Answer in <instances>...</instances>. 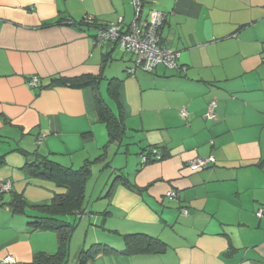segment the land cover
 Listing matches in <instances>:
<instances>
[{"label": "crops", "instance_id": "crops-1", "mask_svg": "<svg viewBox=\"0 0 264 264\" xmlns=\"http://www.w3.org/2000/svg\"><path fill=\"white\" fill-rule=\"evenodd\" d=\"M141 1L142 20L152 10L166 15L160 40L178 52L175 69L129 75V56L94 46L96 27L77 26L88 17L127 26L132 0H0V182L11 184L0 197V264L57 250L54 232L28 226L62 189L26 172L36 155L90 170L75 219L99 226L92 246L114 250H98L90 264H264V214L256 216L264 207V0ZM89 79L122 120L120 140L109 141L94 90L75 87ZM151 147L164 158L142 165ZM197 158L213 162L193 172L187 165ZM118 176L129 185L114 183ZM14 195L23 197L24 215L12 213ZM129 234L155 238L164 250L125 255Z\"/></svg>", "mask_w": 264, "mask_h": 264}, {"label": "trees", "instance_id": "trees-1", "mask_svg": "<svg viewBox=\"0 0 264 264\" xmlns=\"http://www.w3.org/2000/svg\"><path fill=\"white\" fill-rule=\"evenodd\" d=\"M133 12L135 18V11ZM141 21L144 20H142L141 18ZM148 21H144V22H148ZM65 23L72 25V22L69 21ZM130 24L127 26L124 25L122 27L128 28ZM78 25L96 27V29L107 26V24L99 25L96 22V20L92 17L86 18L84 21L77 24V26ZM109 44L116 46L114 45V43H109ZM54 82L56 84H63V85L67 83V81H64L62 79L54 80ZM95 83L96 82L94 79L92 80L89 79L88 81H86L81 85L78 86L73 85V86L75 87L88 86L92 90H94V102H95L96 112L99 121L103 123L106 127L109 141L120 140L124 135V126L122 120L116 118L106 107L103 100L97 95ZM115 83L117 84V81L113 80L108 85V91L110 94L115 92V85H114ZM151 149H155L157 152H159V154L161 155L160 161H162L164 155L157 148L151 147L147 150L145 149V152H149ZM34 157L35 158L33 161H30V163L24 165V168L26 172L30 175V177L36 180L53 183L56 187L64 189V192L59 194L57 193L54 194L49 206H44L39 208L41 210L40 211L42 214L41 216L28 217L30 219L28 221V226L32 230L51 231L55 233L57 239V250L52 255H47L43 253L36 254L34 255L32 261L27 264H67L69 243L72 233L75 229V226L65 222L63 220V217L71 216V215L79 216L82 213H84L83 210L84 187L86 181L90 176V170L88 169L87 166H83L77 170H71L62 167L61 165L47 159L46 157L40 155H36ZM2 161L3 158H0V164H2ZM149 161L160 162L156 160H149ZM122 179L123 178L121 176H118L114 179L113 182L115 183L118 181H122L124 185L126 186L129 185L127 184L125 179L123 180ZM113 182L109 189L112 188ZM136 191L140 192L138 189ZM1 195L3 194H0V197ZM10 207L12 213L15 215L25 214L26 204L21 195H14L10 203ZM122 240L124 243V250L122 251V253L129 256L146 255L149 253L159 254L164 250V244L161 241L142 234L123 235ZM98 250H103L105 252H109V251L114 252L112 248L106 245H101V244L93 245L91 246V248L87 250L81 249V251H79L76 257L75 264H90V262L94 259V256L96 255V252Z\"/></svg>", "mask_w": 264, "mask_h": 264}, {"label": "built area", "instance_id": "built-area-1", "mask_svg": "<svg viewBox=\"0 0 264 264\" xmlns=\"http://www.w3.org/2000/svg\"><path fill=\"white\" fill-rule=\"evenodd\" d=\"M83 1V0H79ZM135 11V18L128 28L118 24H107V26L98 28L93 38L94 46H101L104 43H114L124 55L129 56L132 61L133 68H128L126 72L129 75L139 70L144 73H152L158 66L167 69H175L177 67L178 52L166 49L161 44L160 29L163 26L166 15L158 10H152L148 22L141 21L142 4L140 0H132ZM38 80L33 78L29 81L31 86H36ZM215 104L211 103L207 106L205 117L209 120L214 118ZM182 119L187 117V112H180ZM141 164L145 165L149 160H161V155L155 149L140 155ZM213 162L212 158L194 159L188 163L191 171H198ZM11 184L8 181L0 182V194L10 193ZM170 196L175 197V193ZM264 214V207L256 214L260 218ZM6 264H14V260L6 257L3 260Z\"/></svg>", "mask_w": 264, "mask_h": 264}, {"label": "rangeland", "instance_id": "rangeland-1", "mask_svg": "<svg viewBox=\"0 0 264 264\" xmlns=\"http://www.w3.org/2000/svg\"><path fill=\"white\" fill-rule=\"evenodd\" d=\"M97 174L95 177H93V179L89 181L93 184L96 180ZM103 179H100V181L98 182V185H101ZM88 181V182H89ZM98 186V187H99ZM59 193L60 192H64L63 189H58ZM97 192V190H96ZM89 193L87 196V199H89ZM75 216V217H74ZM83 216H77V215H71V216H65L63 217V220L65 222H68L70 220V224L75 226V229L72 233L71 239H70V243H69V248H68V259H67V264H75L76 263V257L79 253V251L81 249L87 250L89 248H91L92 244L95 240L96 235H102L101 231L99 230L100 228H98L99 226H97V231L95 226H92V221L91 220V224L88 225V216L86 218H83L82 221H80V219ZM75 218H80L79 220L75 219ZM102 218H100L99 221H101ZM86 228H89L88 232H85ZM86 236V237H85ZM85 241V242H84Z\"/></svg>", "mask_w": 264, "mask_h": 264}]
</instances>
